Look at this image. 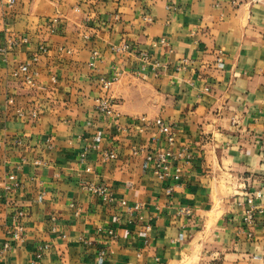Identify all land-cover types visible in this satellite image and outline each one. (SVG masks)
<instances>
[{"label":"crops","instance_id":"0c3cea01","mask_svg":"<svg viewBox=\"0 0 264 264\" xmlns=\"http://www.w3.org/2000/svg\"><path fill=\"white\" fill-rule=\"evenodd\" d=\"M14 1L0 0V245L15 225L22 238L0 264H264V0ZM115 75L98 113L96 78ZM167 150L184 153L160 180L145 155Z\"/></svg>","mask_w":264,"mask_h":264},{"label":"built area","instance_id":"2783aa9c","mask_svg":"<svg viewBox=\"0 0 264 264\" xmlns=\"http://www.w3.org/2000/svg\"><path fill=\"white\" fill-rule=\"evenodd\" d=\"M8 5H13L14 0H6ZM145 20H149V18H144ZM22 41H26V38L21 39ZM128 47L126 45H123L120 47L118 50L120 51H126ZM41 52H46V49L44 47L40 48ZM96 52L92 53L91 56V61L89 62V66L93 67L94 62L96 59ZM36 61V58L33 59ZM15 78L19 79L23 84L33 87L34 86V81L33 79L27 75L25 68L23 66H19L12 74ZM118 79V75H115L111 78H107L105 76H98L96 78V83L98 88L100 89V95L97 96L94 99L95 103V111L98 113H104L106 115H111L113 113V101L112 98L109 96V91L111 88V85ZM51 82H54V78L50 79ZM9 103H12L11 100H8ZM30 117L35 119L37 118V113L32 112L30 114ZM161 130L166 134V141L169 144V146H172L174 144V137L172 134L168 133L167 128L162 127ZM184 151H178V152H173V150H167L166 152H162L156 155L153 154H146L145 159L148 162H152L154 166L157 168V177L158 179L162 180L166 177L169 176L168 172L165 170L169 168V164L171 162H177L181 156L183 155ZM105 158L107 159H113L114 155L112 153L105 155ZM38 163V162H37ZM175 173H178V169L174 168ZM17 184L14 182V177L9 176L7 178V182L4 184V191L5 192H10L13 191L14 189L17 188ZM83 190L88 191L90 193L95 194L103 203H111L113 201V198L111 194L103 187V186H97V185H92V184H84L81 187ZM170 192V189L167 190V193ZM122 205H125V202H122ZM239 207L242 208L241 210V221L242 224L246 227H249L253 225L254 223V208L251 205V199H247L246 202L243 203H238L237 204ZM22 213L17 212L13 216L14 222H18L19 218L21 217ZM5 235L7 236V240H5L2 245H0V254H3L7 251H10L12 248L13 244H17L21 238H22V233L21 229L19 226L15 225L12 226L11 229H7L5 231ZM108 235L111 237H115L114 233L112 230L108 231ZM85 244H88L85 242ZM48 246L44 245L42 247H39L37 249V257L41 253V251L47 250Z\"/></svg>","mask_w":264,"mask_h":264}]
</instances>
